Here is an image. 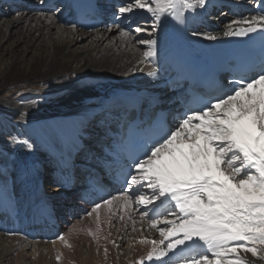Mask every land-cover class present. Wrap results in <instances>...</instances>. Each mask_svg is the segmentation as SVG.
Returning a JSON list of instances; mask_svg holds the SVG:
<instances>
[{
    "label": "bare ground",
    "instance_id": "1",
    "mask_svg": "<svg viewBox=\"0 0 264 264\" xmlns=\"http://www.w3.org/2000/svg\"><path fill=\"white\" fill-rule=\"evenodd\" d=\"M82 1L103 17L100 28L84 31L76 26L73 11ZM190 2L193 7L182 10L178 21L167 15L157 20L146 8H137L136 0H0L8 9L24 7L12 16L0 14V185L17 188L23 171L29 186L25 206L18 213L0 199V264L13 260L30 264L31 259H25L30 257L28 251L40 245L65 248L64 255H72L66 264H160L156 253L176 238L165 239L161 231L167 232L179 223L177 215L167 212V204L156 201L155 208L147 205L149 214L143 217L145 205L135 199L125 203V196H135V191L127 188L108 199L110 205L98 203L100 208L93 212L97 204L88 207L78 197H69L67 186L53 185L52 198L42 195L40 186L53 167L59 172L62 168L76 170L74 157L78 152L87 158V167L105 162L87 147L83 151L86 145L100 148L97 138L102 136L101 116H106L107 127L112 128L131 99L176 107L178 95L166 92L163 83L172 75V67L185 57L183 48L198 50L195 40L229 36L225 33L249 26L233 21L256 16L251 12L256 0H205L204 5L198 0ZM217 3L221 6L217 13H208L210 5ZM51 4L63 12L56 17L48 15ZM129 4L131 10L121 13L120 8ZM225 5L234 6L242 17ZM138 22L143 26L139 33L130 32ZM149 40H155V45H149ZM150 49L154 55L146 57L144 53ZM24 121L26 125L19 128L17 125ZM89 134L93 137L88 139ZM15 140L23 146L13 149ZM10 151L16 156H10ZM146 183L141 190L150 196L152 190ZM74 189L79 194L84 187ZM154 218L159 221L155 227ZM166 219L174 223L166 224ZM75 224L82 232H90V237L71 242L69 231ZM178 235L182 238V233ZM162 240L164 244H160ZM238 244L233 242L230 247L237 251L226 256L206 254L213 264L217 259L220 264H264V249L257 248L253 256ZM74 249H79L80 258ZM184 254L170 253L161 259L177 264Z\"/></svg>",
    "mask_w": 264,
    "mask_h": 264
},
{
    "label": "snow or ice",
    "instance_id": "2",
    "mask_svg": "<svg viewBox=\"0 0 264 264\" xmlns=\"http://www.w3.org/2000/svg\"><path fill=\"white\" fill-rule=\"evenodd\" d=\"M198 3L204 5L205 0ZM135 6L146 8L157 20L167 15L179 21L180 12L193 4L190 0H136ZM131 8L129 4L120 12ZM233 23L249 26L225 35H245L255 31L256 24L264 26V14ZM147 43L155 45L156 41ZM144 55L152 56L154 51ZM131 169L135 174L130 173L126 183L129 189L138 187L134 197H124L125 203L135 199L145 205L142 216L148 217L147 205L155 208L154 202L159 201L167 204L169 214L177 215L179 221L167 232L161 231L165 239L176 238L156 253L160 264H167L161 258L170 253H196L178 257L177 264H213L207 252L217 258L226 256L237 251L230 245L239 241L250 242L245 251L256 256V242L264 244V65L252 76L241 77L224 95L205 100L201 107L185 114L174 130L160 135L144 149L142 158L133 160ZM145 182L152 190L150 196L141 190ZM98 208L99 204L93 212ZM157 223L153 219L152 226ZM164 223L174 222L166 219Z\"/></svg>",
    "mask_w": 264,
    "mask_h": 264
},
{
    "label": "rangeland",
    "instance_id": "3",
    "mask_svg": "<svg viewBox=\"0 0 264 264\" xmlns=\"http://www.w3.org/2000/svg\"><path fill=\"white\" fill-rule=\"evenodd\" d=\"M113 4H111L110 6H112ZM9 7V6H8ZM7 6H4V4L0 3V14H4V15H7V16H12L14 13H18V11H21L23 10L22 6H19V9H8ZM21 7V8H20ZM117 7V6H116ZM4 8V9H3ZM11 8V7H10ZM112 8V7H111ZM227 9V8H226ZM217 10H218V6L217 5H210L209 7V11L208 13H217ZM58 11L57 12H54V11H49V13H47L48 15H52L54 17H56L58 15ZM142 21V20H141ZM139 21V22H141ZM137 23V25H134L133 27H131L129 30L130 32H133V33H139V31H136L137 28L140 29V26L141 28L143 27L142 25H140V23ZM122 25L124 24V22L122 21L121 23ZM70 26H68L69 28ZM71 28V27H70ZM95 30V29H94ZM84 31H87V30H84ZM25 91H28V90H25ZM23 94L22 93H19V96H22ZM27 122H23L19 125H17L19 128H22L24 127ZM8 126V125H6ZM22 126V127H21ZM28 128V126H27ZM23 145L20 143V140H15L13 142V149H17V148H21ZM90 147V146H89ZM16 153H13L10 151L9 155L12 156L14 155V157L16 156L15 155ZM13 157V156H12ZM49 166V165H48ZM52 168V167H51ZM50 168V169H51ZM53 169L55 170V168L53 167ZM21 170V169H19ZM17 171V170H16ZM52 171V170H51ZM51 171L49 174H51ZM62 171V170H61ZM67 170H64V173H66ZM54 173V172H53ZM43 174V172L41 173ZM21 179V182L18 184V186H16L17 188L15 189H8V188H4L0 185V199H2L4 202H6L5 204H7V206H9V208L13 211V212H16L18 213V211H21L23 208H24V204L26 203L25 201H27V194H28V183L27 181L25 180L24 177V172L22 171V175H19ZM49 177V175L47 176V178ZM43 185V184H42ZM50 184H44L43 185V188L45 190V192L49 191L50 194L52 193V190L50 188L53 187L50 186ZM50 186V187H49ZM61 193H63L64 195V191L60 190ZM57 195V194H56ZM63 195H62V198H63ZM54 196V195H53ZM52 196V197H53ZM169 212V209L168 211ZM179 222V221H178ZM93 227V225H92ZM62 233V232H61ZM60 233V234H61ZM90 232L88 233H84L80 230V227L77 226L76 224L73 226V228L69 231V238H70V241L71 242H75L76 240H84V239H87L90 237L91 234H89ZM96 233H99L100 234V231L97 230ZM59 234V236H60ZM97 235V234H96ZM58 236V237H59ZM51 241L49 242H46V243H50ZM244 245V248H247V247H250L251 244L250 242H247V241H239V244L238 245ZM237 245V246H238ZM255 247L256 249L259 248V249H264V244H260L258 241L256 242L255 244ZM240 248H243V247H240ZM65 248H59L57 246H52V245H49V246H43V245H40L36 250L32 251V250H29L28 252L30 253V257H25L26 260H29L31 259V263L30 264H66V262L68 261H71L72 260V255L70 254L69 256H66L64 255V250ZM73 252L75 253L76 257L77 258H80V251L79 249H74ZM247 254H248V251H245ZM59 257V259H58ZM17 261L16 260H13L11 262V264H16Z\"/></svg>",
    "mask_w": 264,
    "mask_h": 264
}]
</instances>
